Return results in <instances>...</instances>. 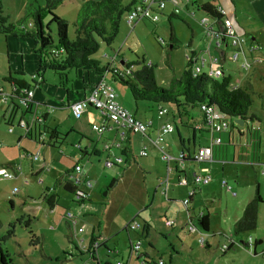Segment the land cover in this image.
<instances>
[{
    "label": "crops",
    "instance_id": "crops-1",
    "mask_svg": "<svg viewBox=\"0 0 264 264\" xmlns=\"http://www.w3.org/2000/svg\"><path fill=\"white\" fill-rule=\"evenodd\" d=\"M192 1L198 9H200L201 6L206 5L210 6L213 9H217L220 12L221 10L224 11L225 17L231 22V25L234 28L236 34L238 32V30H236L237 27L248 28L249 26H253L257 23H260L264 26V0H175V2H168L166 4L162 15L167 14L166 16L168 17L169 21H171L172 16L176 14L175 9L178 8L179 10H181L179 8L180 4L185 6L189 12V10H191L189 9V4H191ZM189 15L194 17L195 13L189 12ZM231 19L235 23H237V26L232 22ZM125 24L128 25L127 22ZM246 35L250 34L247 33ZM255 36L252 37V41H256ZM0 37L2 39V45H0V53L2 54L4 52L6 56L5 59H2L3 63H0V80H5V78L8 76L24 80L29 84V90L33 92L32 101L29 108L21 105V103L17 101L18 99L16 98H13V100L10 99L11 104L12 101L15 102V105L18 106V109H8V113L3 115V120L5 121V123L9 127L10 125L14 126L13 123L18 124L21 121L30 123L35 116V112L38 114H42L46 119L47 125L55 133L66 136L63 145L66 142L77 144L74 146L72 145L73 147L71 148L77 149L79 153V156L73 157V168L68 173H64L61 169L58 170L59 174L55 179V182L58 183V188H56L55 186L53 190L47 188V190H50L48 192V196L51 194L53 195L52 197H50V200L48 202L44 201L42 198L37 203V201L29 198L31 199L29 200L30 204H26V208L34 210L32 212L37 213V215L35 216L40 218L41 215L44 214L43 218L45 220H54V214L59 211L56 193L61 188L65 190L66 187H71L73 190H77L83 193L84 200L85 198H87L89 200V204L90 202H93L92 191L89 190H94V188L96 187V185H94L96 181L93 184L89 170L86 166L82 165L81 162H79L83 158H87V164H90L91 166L92 163L90 162V157H92L93 155L96 158H100V162L103 163L105 169H114L110 177L109 186L107 185V183L104 187L99 188V192L103 195V198L107 199L109 192L105 191V188H109L110 186H112L111 188L115 189L121 185V180L123 179L125 174V170L123 168H131L133 164L139 165L138 162H141V159H146L145 157H149L150 150H152L157 157L159 155L161 157V154H158L161 152L159 151V149H156L154 147L153 142L156 139L159 130L164 125H173L172 122H174L175 119L174 117L169 116L170 111L167 110L166 114L159 115L158 118H155L154 116L149 117L147 114L150 111L149 106L141 105L142 102L136 103L133 98L128 95V93L121 92L120 94H117V101L119 105L133 114L136 119L142 122H149L151 124L146 135H132L130 133H127L122 139V133L124 132V129L120 128L118 125L112 122L105 121L94 108H88L83 113L82 117L79 120H76L72 116L70 105H72L76 101L86 98L90 94L92 89L96 86L98 80H100V78L103 76L107 77L106 74L108 72L102 74L91 68H86L68 72L67 82H65L64 84L61 83L60 77L55 73L54 79L49 80L50 78H48L47 71L42 74V76L41 74L39 75V57L34 52L35 43L33 40L22 39L14 35L5 37L0 34ZM226 41L221 40L218 46L220 47V45H223L224 43H226ZM246 41V44H244L242 47L243 55L240 52L239 57L244 59L243 62H245L246 59L249 60L252 65L253 63L251 60H254L255 62V58H261L259 54L255 55L256 53L254 52L261 51H252L253 45H250L248 43L249 40L246 39ZM189 46L190 48H192L191 42ZM256 46L260 47L259 45ZM219 52H221V55L218 58L220 59L219 63L221 65V69L216 71L223 75V73H225L223 64L226 62L228 52L221 50ZM207 53L209 54V49ZM105 56L106 58H110L111 62H113V64L111 65V69H117L114 64L116 63V57L112 58L108 55ZM192 58L193 65L198 66L199 56L196 55L195 51L191 54L190 59ZM125 62L126 61H122L123 66H125ZM262 63H264V59H262ZM211 70L208 69L207 66L205 69L203 68L202 72L211 73ZM221 76L214 77L220 78ZM247 84L251 85V83ZM237 85H240L242 87V83ZM5 92L8 91L3 87H0V95L5 94ZM195 110L197 111H190V115L193 118V123H189V126L193 129L183 126V123L187 124L186 121H181L183 132H180L177 129V138L181 146L185 147L186 143L188 147L192 145L193 151L190 152L189 150L185 151L184 149H178V144L174 136H172L174 135L175 131L169 135H166L160 147H162L165 153L169 154L172 157V160L167 163L163 161L162 158H160L161 161H163L166 165L165 173L164 170L155 171L153 169H150V172L154 171L156 173V178L159 180L158 183L155 184V186L153 184L149 185L148 189H146L144 185H140V187L137 186L127 191V193L131 192L129 196L130 201L125 202L121 199L119 200V204H115L114 201L112 205L106 204L105 207L101 209V215L99 216V219L96 223H94L95 221L91 222L88 220L89 222H85L83 226H79L80 222L78 220V215L79 217L81 215H84L86 219L98 215V213L93 211L91 208L86 211L88 203H86L87 205L83 206L77 203V210H79V213L77 215H73L69 210L71 218L67 217L65 219L71 222L73 229L68 222V233H63L64 240L68 242V246H66L67 244L60 245V249L62 250V253L64 255V264H75L71 262L73 258L76 256L81 257L85 255L90 249L94 248L95 244H98L99 246L96 254H94V260H92L91 256L88 255L89 259L84 263L87 262L88 264H104V262H107L104 261V259H109L110 257H104L103 255L112 254L118 255L115 263L117 261H126L131 264L133 256L130 257V253L128 255L129 246L132 242L137 241H140L141 246L138 254L136 255H138L139 259L143 260L142 264H159L160 261H162L163 264H229V260H225V257L230 250L235 247H243L249 251L252 243L254 244L253 255H258V245L264 244V239H261L262 236L259 234V230L256 232L257 234H255L254 239L248 238V243H244L242 240L238 241L240 240L241 236L235 233V223L241 218L245 206L256 196L257 193L261 197L260 184L258 183V179L255 185L253 184L247 187L246 190L244 189V193L238 202H233V200L229 199L228 201L218 199L217 189L218 186L224 188L227 192L231 193L232 197L237 198L238 195L233 192V188L228 186L229 183L226 179L225 180L227 182V186H222V181L224 179H220V174H222V177H225V173L228 172L225 169L229 167V165L237 166V168H235L236 170H234L236 173V178H239V168L241 166L245 169H248L250 166L254 170L262 166L264 167L261 158V151L259 160L256 163L250 162L249 158L244 157L243 155H240L241 158H238L237 152L231 147L229 149L225 148V150L217 149L213 161L195 160L194 157L197 154L198 150L211 145V141L213 139V134L203 124L202 113L198 109ZM95 113L98 117H100L101 125H105L106 128L103 131L102 135L97 134L99 140L98 144H95L92 140L94 139L93 136H90V138L92 139L88 138V134H90V132L85 128V125L88 127L94 125L98 126V118H96L97 116ZM164 117L167 118L163 119ZM79 121H81V123H79ZM22 130L24 131L25 138H21L19 142L22 143V141L26 139H28V141H33L32 139L26 137V130ZM72 136L75 137L73 140ZM44 138L48 139V136L45 135ZM53 142L54 140H51L50 144H52ZM164 142L165 146H162ZM34 143V149H36V151H41V157L35 162L40 161V159L43 158V154L46 158V153L48 151L55 150L56 148H59V154L61 157H64L65 153L67 152H65L64 149V151H61L62 146L60 145L52 144L50 145L51 147H49L48 144L45 146H40L36 142ZM107 146H109V148H107ZM143 146L147 148V156H144V158H140L142 156L139 157V154ZM182 153L187 154V158L179 160V157ZM69 155L72 156L70 152ZM29 156L31 155L24 154L25 158H30ZM45 158H43V161L37 166V169L33 172V176L40 177V175L42 174L45 175L48 172H51L48 164L45 161ZM116 158L120 159L121 161L115 162ZM30 160L32 159L30 158ZM108 161L114 162V165H112L111 167H107L106 162ZM216 163H222V166H219V164L216 165ZM76 166L81 167V173H77L75 171ZM94 167L95 166L92 165L91 170H94ZM140 169L144 174L147 173L146 169H144L143 167H140ZM16 170H20L22 175L21 166L19 168H14V171ZM71 174H75L77 176L75 180ZM196 175L209 176V183L198 184L195 186L193 184V178ZM20 176H16L14 179L19 178ZM119 178L121 179L119 180ZM183 179L187 182V185L181 184V181ZM166 180L167 183L165 182ZM39 182L45 183V180L40 178ZM88 182L91 184V186L87 185ZM253 186L255 187L253 188ZM83 187L87 188L88 191L83 189ZM163 189H166V196L163 193ZM193 189L195 190V195L192 197L188 208H185L182 201L187 198L188 193ZM69 195L73 194L69 193ZM124 196L125 195L123 194L122 197L124 198ZM261 199L263 200V203H261L258 207L257 228L261 213L264 215V209L261 208L264 207L262 206L264 205V199L262 197ZM129 202H132V204L134 205L133 212L131 215H126L127 219L124 222L125 226L123 229H125L126 226L132 221L138 222L141 228L138 231H127V238L125 239L126 246L123 251H120L121 249H119V242L122 238L116 237L120 234V230L117 224L113 221V218L115 215L117 216L120 214L121 208L128 207L130 204ZM49 204L52 207H50ZM201 212H204L205 218L209 223V230L207 232H205L200 226L198 215ZM167 220L173 221V225L170 227L167 226ZM74 221H76V223H74ZM190 223H192V225L195 227V230L192 232L188 230V224ZM257 228L254 231H256ZM80 229H83V231L80 232ZM51 230H54V228H51ZM80 233H84L85 236L80 237ZM217 235H219L220 240L222 241L221 244L225 243V241H229L231 243L230 245H228L227 252L225 254L223 253L220 257L216 255L214 247L217 244V248L220 247L221 250L222 246L226 244L218 246ZM33 236H35V243L38 245H42L43 240L44 243L46 240L49 241L50 245L52 243L51 239H48V237L46 238L44 235L42 236V238L36 236L35 234ZM202 236L204 237V242L200 245L198 241ZM256 236H260L261 238H257ZM60 239H58L57 236L52 237V240L54 242H58ZM240 243L242 244L239 245ZM72 246L74 249L72 248ZM119 255H121L122 257H120ZM260 255L264 257V249H262ZM216 256L218 257V259L216 258ZM63 260L60 261V264H63Z\"/></svg>",
    "mask_w": 264,
    "mask_h": 264
},
{
    "label": "rangeland",
    "instance_id": "rangeland-1",
    "mask_svg": "<svg viewBox=\"0 0 264 264\" xmlns=\"http://www.w3.org/2000/svg\"><path fill=\"white\" fill-rule=\"evenodd\" d=\"M126 2H128V0H126ZM82 4L83 0H66L63 5L59 6L54 11L57 16L65 21H68L69 34L71 38L74 37L73 23L75 22L76 15L79 12ZM40 6H45V0H2V8L4 14L9 17V22L18 23L24 20L23 22L24 25H27L26 27L30 26V24L32 26L33 24L32 19H30L28 16L26 18L27 13ZM179 8L181 9L180 12L177 15L175 14L174 16H172L171 21H169L168 17L166 16L167 14H164L162 16L160 15L161 19L157 23H153L147 19H144L137 24L134 23V25L128 24V26L127 24H125L126 22L128 23V21H126L127 17H124L121 22L119 34L117 35L114 43L111 46L102 44L99 52L96 54V58L100 60L101 66L104 67L106 65L113 64V62H111V59L106 58L105 55H108L112 58L116 57V63H114L115 66L118 69H122L125 71L126 68L122 65V61L138 62L144 59L146 64H151L155 67L154 72L157 85L162 88H168L170 81L173 78H179L185 71L189 63V57L191 58L192 52L195 51L196 55L199 56L198 64L200 65L202 58L209 62V54L213 58H219L221 55V52H219L220 50L227 51L228 56L226 58V62L223 64L225 73L232 77L234 85L242 83V87H246L248 85L247 83H251V85L253 86V106L250 109V113L257 116L258 119L255 120L252 125L254 128L260 129L261 158L264 164V63H256L254 62V60H251L253 64L250 66V68L243 69L242 67L245 65L243 62V58L239 57L238 61L232 58L230 59L236 49L232 45H230L231 40L227 39L226 43L220 45L219 47L217 46L216 40L207 35L205 27L201 26V19H206L209 23H212V19L208 14L198 9L197 6L193 4V1L191 2V4H189V9H191L189 10V12H194V17L189 15V12L185 6L180 4ZM50 20L51 17L49 16V14L43 12V29L44 31L49 33L52 36L53 40L56 42L57 28L54 23H50ZM232 22L235 23L233 20ZM235 25L237 26V23H235ZM236 30H238V32L236 31L237 35L244 37L245 40H249L248 43L250 45H254L255 47L256 45L260 46L261 52L254 53H256L255 55L259 54L260 57L264 59V26L260 23H257L253 26H249L248 28L237 27ZM247 33H249L250 35H246ZM254 36L256 37V41H252V37ZM161 40L163 41L162 44L160 43ZM190 42L192 43V48H190L189 46ZM0 45H2L1 37ZM171 45L174 46L172 50H170ZM208 49L209 54L207 53ZM5 58V53H0L1 64L3 63L2 59ZM215 66L216 69H213L214 72L221 69L220 63ZM137 68L138 67H134V70H136ZM47 72L48 78H50L49 80L54 79V72L50 70H48ZM106 76V81L111 84L113 83V88L117 94L126 92L132 98L128 87L124 86L119 81H113V75L111 74V72H108ZM0 87H3L8 91L5 92V94L0 95V143L2 145V147L0 148V245L2 249L10 255L12 264H60V261H62L64 257L62 250L60 249V245L67 244L66 246H68V242H66L63 237L64 234L68 233L67 223L69 221H67L65 218L67 217V213H69V210L73 215H77L79 213V210H77V203H79L80 201L76 199L74 195H69V193L65 192L62 188L59 189V191L56 193L59 211L54 214V220H45L43 218L44 214H42L41 217L38 218L37 216H35L37 215V213L32 212L34 210H30L26 207L28 204H30L29 200L31 199L37 201L38 203L42 198H44V194L50 191L47 190V188L52 190L54 189L56 183L55 179L59 174V169L63 170L64 173H68L73 168V157L79 156V153L77 149L71 147L77 144L66 142L63 145L64 141L58 142L60 144L57 145L62 146L61 151L63 149L65 150V152L67 151L65 153V156H60L58 148L52 151H48L45 155L46 158L43 154L42 157L45 158V161L48 164L51 172H48L45 175L42 174L40 175V177L33 176V172L43 161V158L40 159V161L35 162L30 160V158L28 157H24V154H35V143L33 141H28V139L20 143V139L25 138L24 131L18 127L17 123H13L14 128L12 131H10L9 126L3 120V115L8 113V107L9 105H11L9 96L7 97L8 102H4V95H9L12 88L10 84L4 79L0 80ZM141 105L150 107V111L149 113H147L149 117L154 116L155 118H158L160 106L170 111L169 116L174 117L175 119V121L172 122L175 129V133L172 136H174L178 144V149H184L185 151L189 150L190 152L193 151L192 145L188 147L186 143L185 147H183L178 141L177 129L180 132L183 131L181 121L178 117V111L174 105H158L148 102L141 103ZM196 111L197 110H194L193 112ZM96 118H98L97 124L98 126H100L101 119L98 116ZM166 118L167 117H164L163 119ZM183 120L185 121V119ZM81 121H79V123H81ZM85 128L90 132V134H88V138L92 139L90 138V136H93L94 139L92 140L95 144H98V133L92 129V126L88 127L85 125ZM74 138L75 137L72 136V140ZM162 146H165V142L162 144ZM69 152L70 154H72V156L69 155ZM90 158V162L95 166L94 170H91L92 165L90 166V164H87V158H83L79 162H81V164L86 166L89 170L93 184L96 181V183L94 184L96 185L94 190H89L92 191L93 202H90V204L88 203L86 211L91 208L93 211L98 213V215L89 217L87 219L84 215H81L80 217L78 215V220L80 222L79 226H83L85 222L89 221H95L94 223H96L99 219V216L101 215V209L104 208L106 204L112 205L113 201L115 202V204H119V200L121 199L125 202L130 201L129 196L131 192L127 193V191H129L130 189L137 186L140 187V185H144L146 189H148L149 185L153 184L155 186V184H157L159 180L156 178V173L154 171L150 172V169H153L155 171L164 170V173L166 172V165L163 161H161L160 155L157 157L156 154L152 150H150L149 157H145L146 159H141L142 161L138 162L139 165L142 166L133 164L131 168H123L125 170V174L123 179L121 180V185L115 189L105 188V191L109 192L108 198L105 199L99 192V188L104 187L107 183V185L109 186L110 177L114 169H105L103 163L100 162V158H96L93 155ZM218 164L219 166H222V163H216V165ZM20 166L22 169V175L21 171H19L21 175L19 178L13 180H6L3 178L4 174H11L14 176V168H19ZM140 167L146 169L147 173L144 174L141 170L142 168L140 169ZM235 168H237L236 165H229V167L225 169L229 173L226 172L225 177H222V174H220L219 177L222 180L226 179L228 181V186L233 188V192H235L238 197H232L231 193L227 192L226 189L218 186V199H223L224 201H228L229 199L233 200V202H238L244 193V189L246 190L247 187L253 184L255 185L257 179L258 183L260 184L261 197L264 199V174H262L264 173V167L262 166L254 170L250 166L248 169H245L241 166L239 168V178H236V173L234 171L236 170ZM71 175L75 180L77 176L75 174ZM40 178L45 180V183H40ZM120 179L121 178H119V180ZM254 187L255 186H253V188ZM56 188H58V186H56ZM15 189H17V192L13 193V190ZM83 189L88 191V189L85 187H83ZM123 194L125 195L124 198L122 197ZM129 203L130 204L128 207L121 208L120 214L117 216L115 215L113 218V221L117 224L120 230V234L116 237L122 238L119 242V249H121L120 251H123L126 246L125 239L127 238V231L126 229H123L125 226L124 222L127 219L126 215H131L133 212L134 205L132 204V202ZM261 208L264 209V207ZM19 220H21V222H19ZM28 220H31V223L30 226L26 227L25 223L28 222ZM69 223L71 225V228L73 229L71 222ZM51 228H54V230H51ZM12 229L14 231V235L4 241L8 232ZM258 230L262 238L260 236L256 237L264 239V215L262 213L258 221L257 230L239 234V236L241 237L238 241L242 240L244 243H248V238L254 239L255 234H257L256 232ZM34 234L41 238L43 235L46 238L48 237V239H51L52 241L51 245L48 240H46L45 243L43 240L44 244L42 243V245L32 243L33 241L31 240ZM56 236L58 237V239L61 238L58 242H54L52 240V237ZM83 236H85V234L80 233V237ZM217 239L218 246H221L223 244H226L228 246L231 244L229 241H225V243L221 244L222 241L220 240L219 235H217ZM241 244L242 243H240L239 245ZM253 245L254 244L252 243L249 251L243 247L233 248L226 255L225 260L228 259L229 264H264V257L260 255L262 249H264V244L258 245L257 256L253 255ZM214 248L216 251V255L219 257L222 256L224 252L220 250V247L217 248V244ZM129 253L130 252H128V255ZM88 255L89 254L86 253L81 257L76 256L71 262L75 264L81 262L80 264H83L86 260L89 259L90 255ZM103 256L110 257L109 259H104V261H107L106 263L104 262V264H114L116 258L118 257V255L112 254H104ZM119 256L122 257L121 255ZM217 256L216 258L218 259ZM139 262L140 264H142L143 260L139 259L138 255H133L131 264H139ZM64 263L65 262L63 260V264Z\"/></svg>",
    "mask_w": 264,
    "mask_h": 264
},
{
    "label": "trees",
    "instance_id": "trees-1",
    "mask_svg": "<svg viewBox=\"0 0 264 264\" xmlns=\"http://www.w3.org/2000/svg\"><path fill=\"white\" fill-rule=\"evenodd\" d=\"M65 1L66 0H45V6H40L32 11H29L26 18L28 16L32 19L33 24L32 26H28V28L26 27L27 25H24V20L18 23L9 22V17L4 14L2 0H0V34L5 37L14 35L22 39H31L34 41V52L39 57V75L41 74L42 76V74L50 70L57 74L61 79V83L64 84L67 82V73L72 70L77 71L80 69L91 68L102 74L111 72L113 75V81H119L124 86L128 87L131 96L136 103L148 102L158 105L172 104L178 111L180 121H184L183 119H185L187 122V124L183 123V126L190 129H193L189 126V123H193L190 111L198 109L203 115V124L210 131V127H208L204 120L205 117L201 110V106L205 104L214 105L222 115L223 119L229 122L230 126L228 131L220 133L222 140L220 144L214 145L213 147L212 161L217 149L225 150V148L229 149L230 147L237 152L238 158H241L240 155H243L244 157L249 158L252 163H256L259 160L261 151L260 129L253 127L252 123L258 119L257 116L250 113V109L253 106L252 85L248 84L246 87H241L240 85L236 86L232 81V77L226 73H224L220 78H215L210 72H202L203 70L200 73L195 74L193 71L195 68V65H193V58L189 60V63L182 75L179 78H173L170 81L168 88H162L157 85L154 72L155 67L151 64H146L144 59L138 62L126 61L124 64L126 71L118 68L111 69L110 64L103 67L101 66L100 60L96 58V54L99 52L101 45L105 44L107 46H111L114 43L117 35L119 34L121 22L124 17H127L128 13L136 5L141 4L143 0H128V2H126V0H83V4L76 15L75 22L73 23V38H71L69 34L68 21L63 20L54 13V11L59 6L63 5ZM200 9L211 17L217 32H223L225 29V21L227 19L225 14H222L217 9H213L206 5L201 6ZM43 12L48 13L51 17L50 23H54L56 25V42L53 40L52 36L43 29ZM162 12L160 14L161 16ZM226 40L227 39H225V41ZM170 48V50H172L174 46L171 45ZM253 48L260 51V47L258 46L255 47L253 45ZM52 50L61 51L58 56H54L51 53ZM134 67L138 68L134 70ZM5 81L12 86L10 93L12 97H10L11 100H13V98L20 99L24 96V91L26 92L30 89L29 84L21 79L8 76L5 78ZM108 84L113 88V83ZM96 86L86 98L79 101L87 99L93 93ZM79 101H76L75 103ZM71 106L72 105H70V109ZM88 108L94 107L88 106L87 109ZM8 109H18V106L12 101V104L8 107ZM94 109L96 110V108ZM160 109L164 108L160 106L159 111ZM35 114L37 113L35 112ZM37 115L42 119V122H38L36 120H32L30 123L26 122V137L32 139L40 146L48 144L49 147H51L50 145L52 144L57 145L58 142H63L65 140V135L55 133L47 125L46 119L42 114ZM236 119L246 121L247 128L243 131L239 130L234 124ZM174 131L175 129L173 132ZM45 135L48 136V139L44 138ZM238 138L241 143L238 141ZM51 140H54L52 144H50ZM156 148L159 149L162 156V147L159 146ZM198 152L194 157L195 160H197L196 156L198 155ZM36 153H39L40 158L41 151L37 150L35 154ZM185 158H187V154ZM16 176H20V172L18 170L15 171L13 178L6 180H13ZM196 176H194V178ZM194 178L193 184L196 186L197 184L194 182ZM182 181L185 180L183 179ZM57 184L58 183L56 182L55 187ZM111 187L112 186H110L109 189ZM64 191L75 196L77 190H73L71 187H66ZM165 193L167 195L166 191ZM194 195L195 190L193 189L188 193L187 198L182 201H188V204L184 205L185 208H188V205ZM47 196L48 193L46 192L43 200L48 202L50 197L53 195H49V198ZM80 198L81 200L79 204L82 206L87 205L86 203H88L89 200L87 198L84 200L83 197ZM261 203H263V200L257 193L256 196L245 206L241 218L235 223L236 234L246 233L257 228L258 207ZM49 206L52 207L50 204ZM198 218L201 228L207 232L209 230V223L205 218L204 212L199 213ZM30 221L31 220H28V222L25 223L26 227L30 226ZM19 222H21V220H19ZM129 225L130 223L126 226V231L130 230ZM13 235L14 231L12 229L8 232L4 241L11 238ZM31 241L36 244L35 236H32ZM132 243L129 246V250H131ZM227 250L224 251V254ZM90 254L93 253L90 252ZM91 257V259L94 260L93 255ZM0 264H12L10 255L2 249L1 245Z\"/></svg>",
    "mask_w": 264,
    "mask_h": 264
},
{
    "label": "built area",
    "instance_id": "built-area-1",
    "mask_svg": "<svg viewBox=\"0 0 264 264\" xmlns=\"http://www.w3.org/2000/svg\"><path fill=\"white\" fill-rule=\"evenodd\" d=\"M189 1V0H188ZM168 2H175V0H144L141 4L136 5L127 15V21L128 24L133 25L134 23L139 22L140 20H144L147 19L153 23H157L160 20V14L161 12L165 9L166 4ZM180 12V10L178 8L175 9V13L178 14ZM221 13L223 14L224 11L221 10ZM201 26L205 27L206 31H207V35L211 36L213 39L216 40L217 42V46L219 45L221 40H225V39H230L231 43L230 45H232L235 49L234 54L230 57V59H235L236 61H238L239 56H240V52L243 55V51H242V47L244 44H246V40L244 37L238 36L235 33L234 28L231 25V22L226 19L225 21V29L223 30V32L218 33L217 30L214 28V23H209L206 19H203L200 21ZM31 26V24H30ZM160 43H163V41L161 40ZM239 49V50H238ZM255 50V48H252V51ZM61 50H52L51 53L54 56H58L60 54ZM190 59V58H189ZM220 62V59L218 58H213L211 57V55L209 54V62H207L205 59H201L200 65L199 66H195L194 68V73L198 74L200 73L203 68L205 69L208 66V69H216L215 65H218ZM255 62L262 63V59L261 58H255ZM244 66L242 67L243 69L249 68L251 66V63L249 60H245L244 62ZM224 72V71H223ZM211 73L213 76H221L222 74L217 72V71H213L211 70ZM224 74V73H223ZM32 95L33 92L32 91H24V96H22L20 99H18V101L21 103V105H23L24 107H28L31 104L32 101ZM11 97V94L9 95H4V102L6 103L8 101L7 97ZM12 98V97H11ZM10 98V99H11ZM88 106H92L94 108H96V110L98 111V113L101 115V117L108 122H112L116 125H118L120 128L124 129V132L122 133V139L125 137V135L127 133H130L132 135L134 134H141V135H146L147 131L149 130L151 124L149 122H142L138 119H136L134 117V115H132L129 111H127L126 109L122 108L118 101H117V94L116 92L113 90V88L107 83L105 76L102 77L95 90L93 91V93L85 100L79 101L77 103L72 104L71 106V111H72V115L74 116L75 119H80L83 115V113L85 112V110L87 109ZM201 110L204 114L205 117V122L207 123L208 127H210V132L213 134V139L211 141V145L205 147V148H201L198 152V155L196 156V159L198 161H211L212 160V151H213V147L214 145H218L221 143L222 138L220 137V133L226 132L229 129V122L224 120L222 115L219 113V111L217 110V108L214 105H202L201 106ZM167 113V110L165 109H160L159 114L163 115ZM38 114V113H37ZM35 114V117L33 119V121H38V122H42V119L39 118V116ZM235 124V123H234ZM18 126L22 129H26V122L21 121L18 123ZM12 125H10V131L13 130ZM92 129L94 131H96L98 133V135H102L103 131L106 129L105 125H94L92 126ZM174 127L170 124L164 125L158 132V135L156 137V139L154 140L153 144L156 147H159L160 144L164 141V137L166 135H169L171 133H173ZM1 143H0V148H1ZM107 148H109V146H107ZM147 152H146V147L143 146L139 156H146ZM186 154H181L179 157V160H183L185 158ZM32 160L37 161L39 158V153H36L35 155H31L29 156ZM162 160L169 163L172 160V157L170 155H168L167 153L162 151ZM120 159L115 160V162H120ZM112 165H114V162L112 161H108L106 162V166L107 167H111ZM20 171V170H18ZM75 171L77 173H81V167L80 166H76L75 167ZM4 179H11L13 178V175L11 174H4L3 175ZM210 181V177L209 176H196L194 178V182L198 185V184H208ZM167 183V180L165 181ZM182 185H186L187 182L186 181H182L181 182ZM88 186H91V184L88 182L87 183ZM222 186L226 187L227 186V182L224 179L222 181ZM230 190V189H229ZM166 189H163V193L166 195L165 193ZM17 189L13 190V193H16ZM76 199H78L79 201L81 200L80 197L84 198V194L76 191V195H75ZM184 205L188 204V201L185 200L183 202ZM67 217L71 218V214L68 213ZM74 223H76V221H74ZM173 221H166V225L167 226H172L173 225ZM141 226L138 222L136 221H132L129 225V229L130 230H140ZM188 230L190 232L195 230V227L192 225V223L188 224ZM83 229H80V232H82ZM200 244H203L204 242V237H201L200 239ZM98 244L94 245L93 249H90L88 251L89 255L90 252L93 253L90 256L94 254H96L97 249H98ZM141 243L140 241L137 242H133L131 245V250H129L130 252V257H132L133 255L138 254L139 249H140ZM228 249L227 245H223L221 250L222 252H224L225 250ZM92 258V257H91ZM84 264H88L87 262ZM115 264H129L126 261H117ZM159 264H163L162 261L159 262Z\"/></svg>",
    "mask_w": 264,
    "mask_h": 264
},
{
    "label": "water",
    "instance_id": "water-1",
    "mask_svg": "<svg viewBox=\"0 0 264 264\" xmlns=\"http://www.w3.org/2000/svg\"><path fill=\"white\" fill-rule=\"evenodd\" d=\"M234 123H235L236 127H237L238 129H240L241 131H243V130H245V129L247 128V123H246V121H244V120H242V119H236V120L234 121Z\"/></svg>",
    "mask_w": 264,
    "mask_h": 264
},
{
    "label": "flooded vegetation",
    "instance_id": "flooded-vegetation-1",
    "mask_svg": "<svg viewBox=\"0 0 264 264\" xmlns=\"http://www.w3.org/2000/svg\"><path fill=\"white\" fill-rule=\"evenodd\" d=\"M98 250V249H97Z\"/></svg>",
    "mask_w": 264,
    "mask_h": 264
}]
</instances>
